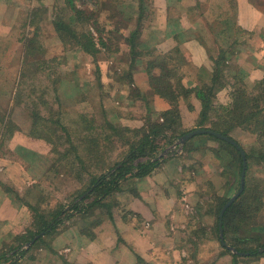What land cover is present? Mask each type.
<instances>
[{
	"label": "crops",
	"instance_id": "0c3cea01",
	"mask_svg": "<svg viewBox=\"0 0 264 264\" xmlns=\"http://www.w3.org/2000/svg\"><path fill=\"white\" fill-rule=\"evenodd\" d=\"M152 3L150 23L143 26L145 45H153L154 50L147 49L151 53L159 52L160 57L169 56V62L178 63L186 88L213 86L215 93L228 97L224 102L221 98V102L231 108L229 94L238 87V82L256 86L264 79V0H152ZM4 9L7 11L8 6L0 0V13ZM175 50L179 60L171 56ZM149 59L135 60L133 83L130 89L126 83L122 86L124 91L120 89L124 93L120 95L122 104L118 112H114V117L104 115V124L110 128H116V122L121 121L131 130H141L148 115L158 122L172 109L170 102L154 93L147 71ZM219 60H222V77L213 84ZM229 65L234 69L231 76L226 72ZM158 69L153 70L154 76L159 73ZM19 74L15 76V84ZM84 85V81L77 80L64 96L78 97ZM85 101L80 98L72 109L79 114ZM179 104L182 116L197 121L202 107L194 95L181 97ZM188 106L191 111L187 110ZM101 109L105 114L106 107ZM132 110L141 112L140 117ZM94 115H91L93 120ZM41 135L18 125L0 131V255L17 248L19 240L36 226L32 207H38L30 204L25 195L34 188L42 189L50 179L49 170L62 159L61 151L55 152L52 143ZM192 158L171 157L150 176L128 179L121 191L108 200L112 217L101 210L88 217L77 216L51 239L49 247L43 246L30 256L29 264H43L42 253L50 260L57 257L50 264H64V261L69 264H196L192 260L197 243L196 227L188 209L198 208L201 202ZM47 237L53 236H36L25 248L32 252L37 241ZM250 260V264H264V259ZM25 261L23 257L18 264H26Z\"/></svg>",
	"mask_w": 264,
	"mask_h": 264
},
{
	"label": "rangeland",
	"instance_id": "374dc122",
	"mask_svg": "<svg viewBox=\"0 0 264 264\" xmlns=\"http://www.w3.org/2000/svg\"><path fill=\"white\" fill-rule=\"evenodd\" d=\"M145 1L147 9L144 27L150 23L151 6H153L152 0ZM3 2L8 9L0 13V113L7 118L10 117L11 122L4 123L3 126L0 124V131L1 129L5 131L9 126H23L30 129L32 134H42L52 143L54 151H61L62 159L57 162L56 167L52 166L49 170L50 179H47V183L42 189L34 188L25 195L30 204L38 207L41 214L51 219V212L59 205H68L71 196L90 183L91 173L95 175L105 173L128 152L127 141L141 138L140 129L131 130L121 121L116 122V128L104 124L106 118L104 115L114 117V112H118L122 104L120 95L124 93L123 84L126 83L127 89H130L129 85L133 83L132 71L136 67L134 65L132 68L135 61H132L127 38L134 29L138 28V14H135L134 4L138 5L139 0H73V7L82 15L72 11L68 0H3ZM54 20L60 21L61 31L56 29ZM90 36L93 37L99 50L96 56L84 53L80 47V44L89 40ZM144 41L141 35L135 60L150 58L147 60L149 65L150 61L155 62L160 56L157 55L159 52L153 54L147 50L151 47V50H154V47L153 45L147 47ZM28 52L33 54L30 55ZM173 53L171 56L179 60L178 52L175 50ZM43 60H49L50 63L44 65ZM159 63L163 61L159 59ZM172 64L178 65L177 62ZM153 70V79H162L164 71L160 68L157 76H154ZM23 71L28 74L37 73L36 80L32 82L28 80L29 83H25V79L24 83H21L19 87L21 106L12 107L8 103L11 102L8 96L15 93V87L17 88L18 85L14 82L15 76ZM233 71L230 65L226 69L228 76H231ZM47 75L51 77L50 82L54 84L53 87L47 80L43 81V77ZM152 77H150L151 84ZM223 79L230 80L229 77ZM77 80L84 81L82 94L78 97L73 95L72 98L64 96V93L74 88ZM44 83H49L51 88L46 91V103L41 104L38 100L41 93H38V90H43L46 85ZM243 85L248 92H257V86L248 83ZM210 87L212 86L208 85L206 88ZM121 88L123 91L120 90ZM240 88L242 87L238 86L229 94L232 104L236 99L242 98ZM33 89L36 90L34 92L36 94L29 97ZM55 95L59 100L54 98ZM224 95L213 93L217 105L225 107L221 98L224 102L228 97ZM130 96L135 97V94ZM82 97L86 99L85 106L80 109L81 111L78 110V114L72 107L76 106V101ZM181 97L178 99V106ZM29 103L31 105L27 110L23 108ZM101 107H106L105 112L108 115L102 113ZM187 110L191 111V108L188 106ZM32 112L44 118L37 116L34 118ZM132 112L140 117L141 112L135 110ZM144 113H146L145 107L141 113L143 117ZM92 114H95V120L92 119ZM148 117L152 116L148 115ZM181 117L182 119H179L184 129L195 128L196 121L194 122L192 117L182 115ZM24 121L27 126L23 125ZM158 122L163 123V119ZM80 123H83L81 127ZM176 126L177 123L171 125L173 129ZM231 135L245 151L254 150L264 153V133L236 129ZM183 146L187 149L184 150ZM171 150L176 152L178 157L192 156L197 170L196 181L201 203L198 208L188 209L196 227L194 236L197 243L193 249L195 252L192 254V260L196 264H231L232 251L222 246L219 240L221 237L215 233L216 221L213 214L225 196L232 198L235 196L238 187V177L231 167V152L224 144L206 136L200 138L195 136L186 144H182L181 148L173 147ZM165 154L168 153H163L162 156ZM172 157L176 156L172 155ZM249 173L251 179L254 177L264 179V163L253 162ZM244 216V213L236 216L233 225L228 229L226 244L228 241L234 243V239L238 237L260 238V241L264 242V201L261 211L256 216ZM64 224L68 223L59 225L57 228L59 232L64 229ZM54 237L56 236L47 237L43 239V244L36 245L32 252L25 256L24 263L29 264L30 256L38 252L39 248L49 247ZM41 255L43 264H50L57 259V257L47 259L44 253ZM250 259V257H240L237 259V264H250L252 263ZM261 259L257 258V261Z\"/></svg>",
	"mask_w": 264,
	"mask_h": 264
},
{
	"label": "trees",
	"instance_id": "16d2710c",
	"mask_svg": "<svg viewBox=\"0 0 264 264\" xmlns=\"http://www.w3.org/2000/svg\"><path fill=\"white\" fill-rule=\"evenodd\" d=\"M145 0H139L137 5L134 4L136 9L135 14H138V28L130 34L127 42L131 48L132 61H135V56L137 55V46L138 40L141 38L143 31V22L144 16L147 9ZM68 4L72 7V11L78 15L82 13L76 12V9L73 7V0H68ZM138 6V7H137ZM56 29L61 31L60 21L54 20ZM66 27L64 26V30ZM92 33V32H90ZM88 33V34H90ZM103 44V42H102ZM82 51L90 56H96L99 50L96 48V43L92 36L89 40L80 44ZM29 48V46H27ZM30 49V48H29ZM29 53V52H28ZM33 54L32 52H30ZM29 53V54H30ZM30 54V55H31ZM179 54V53H178ZM171 57H158L157 61L151 62L148 65V74L152 77V70L156 67L161 68L164 73L162 74V79H153L152 84H154V93L158 96L167 99L171 102L172 109L165 113L163 117V123L153 122L150 117L146 118L145 126L140 130L141 138L137 140L127 141L129 146L128 152L125 154L122 160L117 161L113 166H111L105 173L100 175H95L94 173L90 174V183L86 185L83 190L75 192L71 197V201L68 205H59L57 209L50 213L48 219L47 215L41 214L38 209L32 207L34 215L36 218V226L33 230L29 231L26 236H23L16 246L17 248H12L9 252L3 253L0 255V264H18L19 261L26 256L29 252L25 247L27 243L33 240L36 236L45 234L46 236H55L59 233L57 230L59 225H62L65 222H70L75 219L77 216L88 217L94 211L101 210L105 212L109 217H112L111 210L112 206L108 204V200L112 198L116 193L120 192L122 185L128 179H143L152 174V172L162 163L175 155L178 157V154L171 150V148L179 149L181 148V139L197 129L207 130L209 132H214L221 134L224 137L233 139L231 133L236 129H246L250 131H255L259 133H264V79L258 83L257 92L251 91L248 92L246 88H243L242 81L238 82V86L242 93L241 99H236L233 106L223 107L222 105H217L213 99L214 87H194L186 88L182 85V78L179 74L178 65H174L168 61ZM159 59L163 63H159ZM44 65H48L49 60L42 61ZM133 63V62H132ZM218 70L216 71L215 76L213 77L212 83L217 84L219 79L222 77L221 67L222 60L216 62ZM134 67V64L132 68ZM39 70V69H37ZM37 73H25V71L19 74L18 82L16 83L17 88L15 87V93H12L9 98L11 102L8 101L9 105L12 107L15 105L21 106L19 103L21 100V91L19 87L21 83H29L28 80H36ZM50 82L51 77L47 75L43 77L44 82ZM49 80V81H48ZM51 87H53L52 81ZM43 90H38V93H41V96L38 97L41 104H45L47 101L46 91L50 90L49 83H44ZM156 84V86H155ZM56 91V89H54ZM238 92V89L236 90ZM235 91V92H236ZM36 90H31L29 97L32 96ZM55 93V92H54ZM45 97H44V95ZM194 95L195 98L201 103V113L199 118L196 121L195 128L188 130L180 123L182 119L178 99L179 97H190ZM56 100H59L57 95L54 96ZM27 104V103H26ZM31 104L26 105V110ZM60 107V104H59ZM0 124L1 126L4 123H10V117H6L0 113ZM34 118L41 117L40 114H33ZM7 119V121H6ZM177 123L175 129L171 127L172 124ZM24 126H27L26 121H24ZM112 127V126H111ZM209 127V128H208ZM23 128V126H21ZM113 128V127H112ZM8 128H5L7 130ZM26 129V128H25ZM44 130V129H43ZM41 131V130H40ZM41 135V134H40ZM42 136V135H41ZM206 136L208 139L215 140L224 144L227 149L231 152L232 155V164L233 173L236 172L238 177V187H236L235 195L240 191L242 185V171L244 168V158L241 154V151L237 149L231 143L219 139L214 135L210 134H200L198 137ZM45 138V137H44ZM239 145V143H238ZM240 146V145H239ZM186 146H183V149H187ZM241 147V146H240ZM183 150V151H184ZM246 154V175L244 180V190L242 194L236 199V201L225 211V214L220 220V215L227 205V203L232 199V197L225 196L219 205L216 208V211L213 213L215 215V233L220 236V222H222L223 231H224V241L228 239V229L233 225L236 216L244 213L245 216H256L259 211H261V206L264 201V179L260 178H249V172L253 165V162L257 161L264 163V153H258L256 151H245ZM163 153H168L162 156ZM180 156V155H179ZM104 163V162H103ZM230 163V162H229ZM228 167V166H227ZM226 167V168H227ZM229 168V167H228ZM232 185V184H230ZM233 186V185H232ZM212 213V212H211ZM61 218V216H63ZM40 223V225H38ZM65 225V224H64ZM236 231V230H235ZM29 236V238H28ZM28 239L24 242L25 239ZM222 246V240L219 239ZM227 242V241H226ZM37 243H44L43 238H40ZM228 250L232 251L233 255V264H237L238 258L250 257L253 259L262 258L264 259V242L256 238L251 237H238L234 239V243H227ZM64 264H69L64 261Z\"/></svg>",
	"mask_w": 264,
	"mask_h": 264
},
{
	"label": "water",
	"instance_id": "95a60500",
	"mask_svg": "<svg viewBox=\"0 0 264 264\" xmlns=\"http://www.w3.org/2000/svg\"><path fill=\"white\" fill-rule=\"evenodd\" d=\"M210 134V135H214L216 136L217 138L219 139H222V140H225L229 143H231L232 145H234L235 147H237V149H239L241 151V154L244 158V168H243V171H242V176H241V179H242V185H241V189L240 191L227 203V205L224 207L221 215H220V220H222L224 214H225V211L236 201V199L242 194L243 190H244V180H245V175H246V168H247V163H246V154L245 152L242 150V148L238 145L237 142H235L234 140L230 139V138H227V137H224L222 136L221 134H218V133H214V132H209L207 130H202V129H197L193 132H190L188 133L187 135H185L182 139H181V144H186L187 141L191 140L193 137L195 136H198L200 134ZM40 236H43V234H41ZM220 237H221V240H222V243L223 245H225L227 248H230L228 247V245L225 243L224 241V231H223V226H222V222H220ZM38 239V237L36 239H34L28 246H30L31 244H33L36 240Z\"/></svg>",
	"mask_w": 264,
	"mask_h": 264
}]
</instances>
